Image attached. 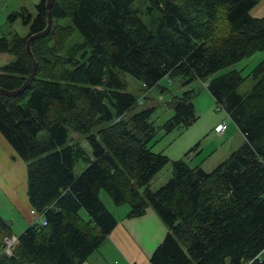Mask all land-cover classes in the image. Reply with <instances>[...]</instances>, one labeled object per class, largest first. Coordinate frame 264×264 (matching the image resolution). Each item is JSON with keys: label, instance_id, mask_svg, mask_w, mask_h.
Segmentation results:
<instances>
[{"label": "trees", "instance_id": "obj_1", "mask_svg": "<svg viewBox=\"0 0 264 264\" xmlns=\"http://www.w3.org/2000/svg\"><path fill=\"white\" fill-rule=\"evenodd\" d=\"M260 1H53L50 31L31 43L35 77L16 96L0 92V133L27 164L28 199L41 217L16 237L0 217V264H84L118 223L102 190L116 205L128 202V216L152 207L167 226L151 264H264V58L248 75L233 68L215 76L264 50V16L251 14ZM46 4L9 15L29 32L0 37V51L16 59L0 69L1 87L16 90L31 75L27 43L48 26ZM75 33L81 41L69 44ZM128 75L146 91L165 77L207 84L244 143L211 172L152 150L160 129L197 119V91L172 97L173 114L161 126L156 106L126 120L138 105ZM248 76L257 82L241 94ZM71 130L86 136L90 156L79 140L69 142ZM80 160L87 167L77 174ZM168 164L172 176L152 189ZM12 236L9 252L4 239Z\"/></svg>", "mask_w": 264, "mask_h": 264}, {"label": "rangeland", "instance_id": "obj_2", "mask_svg": "<svg viewBox=\"0 0 264 264\" xmlns=\"http://www.w3.org/2000/svg\"><path fill=\"white\" fill-rule=\"evenodd\" d=\"M40 1L41 0H38L37 3ZM34 8L35 6H33L32 10H34ZM254 13H256V10ZM0 21L1 32L12 33L13 31H18L21 36H26L29 32L28 26L24 25L21 20L9 23L0 15ZM80 37L79 34L75 33L70 39L69 44L73 45L81 41ZM263 58L264 50L258 51L249 57H245L234 66L220 70L215 76L223 74L233 68L241 70L243 75H248ZM127 79L129 81L128 91L137 97L138 105L135 109L125 114V119L129 120L133 114L142 109L156 106L157 110L154 114V118L157 120L156 122L159 126L173 114V110L166 107L167 102L174 96H181L185 89H196L197 96L194 98V103L197 119L186 129H175L170 133H166L165 130L160 129L157 136L150 141L152 150L163 152L168 155L172 161L180 160L185 157L191 166L201 165L205 170L211 172L229 158L233 149L239 148L244 143L245 137L243 133L224 109H218L214 97L207 89V84L196 80L183 87L180 77L171 79V82H169L168 77H165L161 81L160 86H155L151 90L146 91L144 84L140 80L130 75H128ZM256 82L257 80L254 79L253 76H248L240 86L239 92L241 94H246ZM163 87L167 89L163 90ZM223 119H226V122L230 125V131L227 133V135L230 136H228L229 139H225L224 136L220 137L221 135L216 136L215 130L213 129L214 125ZM77 140H79L90 156L92 151L86 136L71 130L69 142L73 143ZM198 144H200V146L195 150V146ZM200 148L201 150L203 149V151L198 154ZM190 151L191 154L186 156ZM86 167V162L80 160L75 168L76 173H81ZM171 176V165L168 164L153 180L151 185L152 189H158L165 184ZM5 193L21 206L18 205V208L15 207L6 197ZM100 196L108 209L116 215L119 222L117 229L124 232L121 237H116V242L114 239H109L107 242L105 241L106 243L103 245L102 250H106L108 255L113 257L112 262H114V260H120L118 257L113 256L117 255L126 259L132 258L136 264H150V252H152L154 248H157L166 234L164 232L165 228L161 223L162 219L157 216L152 208H149L143 216L128 217L125 215L127 210H130V204L128 202L116 205L105 190L101 191ZM28 209L27 164L14 153L13 148H11L7 140L0 133V217L10 221L12 230L19 235L29 225L22 214V212L26 214L25 211ZM150 212L152 218L145 222V219L149 218ZM32 214L30 213L28 216L32 217ZM81 214L86 220L89 219V215L85 209L81 210ZM33 216H35L36 219L39 215L33 214ZM35 219L33 218L32 224L37 222ZM140 232L143 235L142 239ZM15 233L13 234L14 236H16ZM140 239L144 244V246H141L144 251V254L141 256L134 245L138 243L140 246ZM156 242L158 243L154 247Z\"/></svg>", "mask_w": 264, "mask_h": 264}, {"label": "crops", "instance_id": "obj_3", "mask_svg": "<svg viewBox=\"0 0 264 264\" xmlns=\"http://www.w3.org/2000/svg\"><path fill=\"white\" fill-rule=\"evenodd\" d=\"M38 2V0H0V15L4 18V19H6V21H8L9 23H14V22H16V21H18V20H15V21H12L11 19H10V17H9V15L11 14V13H13L14 11H17L18 9H20L21 7H27V8H29L30 10H32V8H33V6H35L36 4L35 3H37ZM34 10H35V8H34ZM34 10H32L33 12H34ZM256 10V13H254V11ZM251 14L253 15V16H256V17H260V16H262V15H264V0H261L253 9H252V11H251ZM0 23H1V21H0ZM23 23V22H22ZM24 24V23H23ZM25 25V24H24ZM3 26V25H2ZM2 26H1V28H2ZM12 33H18V31H13ZM8 34H10V33H4V32H1V29H0V37L1 36H3V35H8ZM16 59H15V57L12 55V54H10V53H7V52H1L0 51V69L3 67V66H5V65H7V64H9V63H12V62H14ZM222 121H226V119H223V120H221L220 122H218V123H216L215 125H214V127H213V129L215 130V127L218 125V124H220ZM227 125H228V122H227ZM236 125V124H235ZM228 131H230V125H228V127H227V129H226V132L224 133V134H221V136L220 137H222V136H224V138L225 139H229V135H227V133H228ZM215 133H216V130H215ZM216 136L217 135H220V134H215ZM229 136V137H228ZM11 146V145H10ZM12 148V147H11ZM234 150H236V148L235 149H233L232 151H234ZM202 151H203V149H202ZM14 153L17 155V153L14 151ZM18 156V155H17ZM19 157V156H18ZM20 158V157H19ZM171 174H172V170H171ZM5 195H6V197L15 205V207H17L18 208V205H20V204H18L17 202H15L12 198H10V196H8L6 193H5ZM21 206V205H20ZM149 208H152V207H148L147 208V210L149 209ZM32 209H33V207L31 206V204H30V202H29V209L27 210V211H25L26 212V214H24L23 212H22V214H23V216L26 218V220H27V223L28 224H32V221H33V218L35 219V216H33V214H32ZM153 209V208H152ZM147 210H146V212H147ZM154 210V209H153ZM30 211V212H29ZM154 212H155V210H154ZM32 214V217H29L28 216V214ZM128 213H129V210H127V212L125 213V215H127L128 216ZM156 213V212H155ZM20 214V213H19ZM157 214V213H156ZM115 215V214H114ZM19 216H21V215H19ZM158 216V215H157ZM115 217H116V215H115ZM128 217H130V216H128ZM152 218V214H151V212L149 213V218L148 219H145V222L147 221V220H149V219H151ZM119 223V222H118ZM118 223H117V225H116V227L114 228V230L110 233V235L108 236V239L107 240H109V239H114V241L116 242V237H121L123 234H124V232L123 231H120V230H118L117 229V227H118ZM161 223H162V225L164 226V228H165V233L167 234V231H168V229H167V227H166V225H165V223L161 220ZM156 228H157V226H156ZM14 232V231H13ZM15 233V232H14ZM16 234V233H15ZM165 234V235H166ZM140 235H141V239H142V237H143V235H142V233L140 232ZM165 237V236H164ZM141 239H140V241H139V244H140V246L138 245V243H135L134 245H135V248H137L138 249V251H139V255L141 256V255H143L144 254V251H143V249H142V247L141 246H144V244H143V242L141 241ZM164 239V238H163ZM107 240H106V242H107ZM106 242H104V244L106 243ZM162 242V241H161ZM160 242V243H161ZM154 243V242H153ZM157 243L158 242H156L155 244H154V247L157 245ZM103 244V245H104ZM103 245L98 249V251H96V252H94L89 258H88V260L84 263V264H136L135 262H134V260L132 259V258H130V259H126V258H123V257H119V256H117V255H113L114 257H118L120 260H114V262H112V259H113V257L112 256H110V255H108V253H107V251L105 250V251H103L102 250V247H103ZM155 249V248H154ZM154 249L152 250V252H150V255H149V257L151 258V255L153 254V252H154ZM152 253V254H151ZM150 258H149V260H150ZM150 264H151V262H150Z\"/></svg>", "mask_w": 264, "mask_h": 264}, {"label": "water", "instance_id": "obj_4", "mask_svg": "<svg viewBox=\"0 0 264 264\" xmlns=\"http://www.w3.org/2000/svg\"><path fill=\"white\" fill-rule=\"evenodd\" d=\"M53 1L54 0H47V4H46L47 5V13H48V26H47V28L41 32L32 34L28 39L27 49H28V52H29V54L33 60V63H34V68H33L31 75L28 77L26 82L20 88H18L16 90H8V89H5V88L0 86V92L1 93L9 95V96H16V95L20 94L24 89H26L28 87V85L30 84V82L32 81V79L35 77L36 72H37L38 62H37L36 58L34 57L33 52L31 50V43L35 38L40 37V36H44L50 31L52 24H53V17H52V13H51Z\"/></svg>", "mask_w": 264, "mask_h": 264}, {"label": "built area", "instance_id": "obj_5", "mask_svg": "<svg viewBox=\"0 0 264 264\" xmlns=\"http://www.w3.org/2000/svg\"><path fill=\"white\" fill-rule=\"evenodd\" d=\"M227 127H228V125H227V122L226 121H223L222 123H220V124H218L217 126H216V128H215V130H216V133L217 134H224L225 132H226V129H227ZM32 213L33 214H37L38 215V213L36 212V210L35 209H32ZM41 217L40 216H38L35 220H39ZM43 223L44 224H46L47 223V221L46 220H43ZM16 237V236H15ZM14 236H12V237H6L4 240H5V243L7 244V251H9L10 252V248H11V245L14 243V241L16 240V238H15Z\"/></svg>", "mask_w": 264, "mask_h": 264}]
</instances>
